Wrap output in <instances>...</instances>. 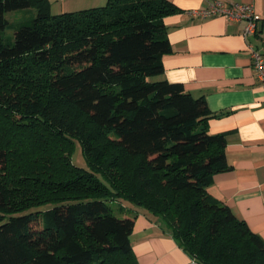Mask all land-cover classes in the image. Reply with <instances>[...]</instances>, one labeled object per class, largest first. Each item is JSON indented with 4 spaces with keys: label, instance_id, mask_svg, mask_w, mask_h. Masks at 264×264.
I'll return each mask as SVG.
<instances>
[{
    "label": "trees",
    "instance_id": "trees-1",
    "mask_svg": "<svg viewBox=\"0 0 264 264\" xmlns=\"http://www.w3.org/2000/svg\"><path fill=\"white\" fill-rule=\"evenodd\" d=\"M32 19L2 31L5 13ZM169 0H106L53 14L0 0V264H134L125 200L162 220L195 264H264V240L207 192L226 136L181 83L154 80L171 51ZM76 144L85 166L72 160Z\"/></svg>",
    "mask_w": 264,
    "mask_h": 264
},
{
    "label": "crops",
    "instance_id": "crops-1",
    "mask_svg": "<svg viewBox=\"0 0 264 264\" xmlns=\"http://www.w3.org/2000/svg\"><path fill=\"white\" fill-rule=\"evenodd\" d=\"M169 1L180 11L163 19L171 51L162 56L163 72L152 79L181 83L216 114L208 120V131L225 134L230 168L213 174L207 192L264 240V87L246 47L253 43L264 54V0H221L253 5L261 19L256 34L247 38L242 21L194 14L212 0ZM49 2L51 13L58 14L101 6L106 0ZM134 214V264H195L157 216L139 207Z\"/></svg>",
    "mask_w": 264,
    "mask_h": 264
},
{
    "label": "built area",
    "instance_id": "built-area-1",
    "mask_svg": "<svg viewBox=\"0 0 264 264\" xmlns=\"http://www.w3.org/2000/svg\"><path fill=\"white\" fill-rule=\"evenodd\" d=\"M194 14L200 17L222 16L232 21H242L244 23L242 35L247 38L254 35L258 29V22L261 17L255 13L251 3H224L221 0H212L203 8L194 10ZM251 63L256 77L264 87V54L254 46L253 43L247 42L246 45Z\"/></svg>",
    "mask_w": 264,
    "mask_h": 264
},
{
    "label": "rangeland",
    "instance_id": "rangeland-1",
    "mask_svg": "<svg viewBox=\"0 0 264 264\" xmlns=\"http://www.w3.org/2000/svg\"><path fill=\"white\" fill-rule=\"evenodd\" d=\"M6 18L9 21V24L2 31V36L4 41L7 43H12L14 40V32L21 24H26L31 21L33 18L32 15L25 10H12L5 13ZM72 160L78 166H85L86 161L82 148L79 144H76L72 153ZM110 206L112 207L113 214L118 217H132L135 218L134 214L136 206L125 200H113L109 201ZM143 209V208H141ZM147 211V210H146ZM160 219V218H159ZM161 223L162 220L160 219Z\"/></svg>",
    "mask_w": 264,
    "mask_h": 264
}]
</instances>
